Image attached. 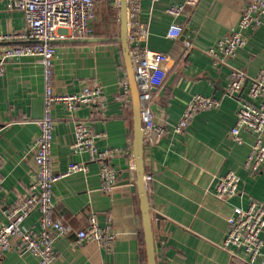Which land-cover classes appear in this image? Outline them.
I'll use <instances>...</instances> for the list:
<instances>
[{"label": "crops", "instance_id": "obj_1", "mask_svg": "<svg viewBox=\"0 0 264 264\" xmlns=\"http://www.w3.org/2000/svg\"><path fill=\"white\" fill-rule=\"evenodd\" d=\"M179 1L142 0L139 16L149 25L148 47L164 55L168 70L165 83L152 88L155 122L168 132H149L144 145L146 174L153 176L147 191L156 263L230 264L231 256L221 246L228 218L235 206L247 207L252 198L264 201V167L257 174L244 168L253 142L249 131L243 129L242 143L229 137L249 84L240 96H231L227 83L233 68L243 69L249 76L264 70V23L246 32L247 43L235 57L216 64L207 48L238 24L249 0H201L195 7L186 6L175 18L166 9ZM96 11L91 36L55 40V91L77 92L94 81L104 93L101 103L84 105L75 113L62 104L54 106L53 171L63 173L71 162L89 167L86 173L75 172L55 183L54 216L75 230L87 226L94 212L102 225L111 217L115 241L107 251L95 240L77 243L72 232L57 239L56 264H149L134 156L133 104L127 102L123 84L129 81L124 51L120 41L101 40L119 35L120 11L111 0L99 1ZM174 21L184 27L177 38L168 36ZM26 26L24 13L0 0V34H18ZM18 42L21 40L0 41V46ZM43 91V67L38 58L22 57L7 64L0 78V225L36 171L32 148L44 110ZM195 94L213 96L220 104L199 111L184 130L175 131ZM76 120L87 122L92 133L102 134L97 139L100 149L114 152L109 160L118 170L119 181L111 193L101 190L99 162L91 160L88 152L74 153L71 148ZM228 170L240 174L241 182L237 194L223 199L215 194L214 183L217 175ZM38 221L39 212H34L26 223L38 227ZM3 261L40 264L36 256L16 248Z\"/></svg>", "mask_w": 264, "mask_h": 264}, {"label": "built area", "instance_id": "obj_2", "mask_svg": "<svg viewBox=\"0 0 264 264\" xmlns=\"http://www.w3.org/2000/svg\"><path fill=\"white\" fill-rule=\"evenodd\" d=\"M12 10L22 11L26 18V29L18 34H0V41L19 39L0 46V78L4 77L9 62L22 57H36L43 67V115L38 120L39 134L33 150L36 171L28 184L26 192L16 205L7 213V220L0 225V264L7 252L16 248L21 253H31L40 264H56L57 239L76 233V242L95 240L111 251L115 241L112 218L102 225L98 213H92L88 225L75 230L62 219L54 216V185L63 177L75 172H88V164L71 162L63 173H55L52 167V144L56 121L54 106L62 104L71 113L84 105H96L102 102L103 87L94 81L87 82L77 92H56L54 88V61L58 38L69 36H91L93 21L97 15V3L101 0H5ZM119 7L120 0H113ZM157 2L159 0H151ZM201 0H180L171 4L167 13L178 18L186 6L195 7ZM142 0H127L130 43V55L136 79L139 84L141 115L146 134L159 132L165 134L168 128L155 122L152 102V88L162 86L168 76L163 64L164 55L148 47L149 25L139 19ZM264 23V0H249L241 13L238 24L226 35L212 42L207 53L216 64L226 63L236 56L239 48L247 43V31L255 30ZM181 23L174 21L168 28V36L177 38L183 33ZM188 47L191 43H186ZM247 87L245 96L239 101L237 117L229 137L236 143L244 142L242 131L253 135L249 154L244 168L251 173H260L264 167V70L249 76L240 68H233L227 83V94L240 96ZM127 91V102H132L130 84L123 81ZM220 101L210 95L195 94L174 127L175 131L184 130L194 116L201 110L210 109ZM75 141L71 144L74 153L88 152L91 160L100 164L101 190L111 193L118 185V170L110 162L114 152L100 149L97 139L102 135L92 133L87 122L75 121ZM146 184L153 176H144ZM3 178L0 177V185ZM241 176L234 170H228L215 178L214 192L228 199L239 192ZM39 212V225L30 226L26 220ZM229 227L221 243L231 256L230 264H264V201L252 198L247 207L235 206L228 218ZM17 239L14 244L13 240ZM111 264V263H110ZM113 264V263H112Z\"/></svg>", "mask_w": 264, "mask_h": 264}, {"label": "water", "instance_id": "obj_3", "mask_svg": "<svg viewBox=\"0 0 264 264\" xmlns=\"http://www.w3.org/2000/svg\"><path fill=\"white\" fill-rule=\"evenodd\" d=\"M113 3L114 1L111 0ZM120 11V32L116 37H105L101 40H117L122 43L125 63L128 71L129 84L132 94V104L134 113V156L136 161V173H137V184L141 196V209L143 214V226L147 245L148 260L149 264L156 263V244L154 238L153 220L150 208V202L148 198L147 184L144 176L146 175V169L144 165V145L146 142L147 134L142 121L141 115V99L139 84L135 76V72L132 65L130 55V43L128 39L129 31V18H128V5L127 0L119 1ZM159 218L162 216L157 215ZM160 246V243H158Z\"/></svg>", "mask_w": 264, "mask_h": 264}, {"label": "rangeland", "instance_id": "obj_4", "mask_svg": "<svg viewBox=\"0 0 264 264\" xmlns=\"http://www.w3.org/2000/svg\"><path fill=\"white\" fill-rule=\"evenodd\" d=\"M101 1H103V2H105L106 0H101ZM103 22V21H102ZM219 197V196H218ZM221 198V197H220Z\"/></svg>", "mask_w": 264, "mask_h": 264}, {"label": "trees", "instance_id": "obj_5", "mask_svg": "<svg viewBox=\"0 0 264 264\" xmlns=\"http://www.w3.org/2000/svg\"><path fill=\"white\" fill-rule=\"evenodd\" d=\"M20 42L16 43V44H19ZM55 43V42H54Z\"/></svg>", "mask_w": 264, "mask_h": 264}]
</instances>
